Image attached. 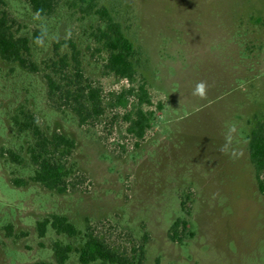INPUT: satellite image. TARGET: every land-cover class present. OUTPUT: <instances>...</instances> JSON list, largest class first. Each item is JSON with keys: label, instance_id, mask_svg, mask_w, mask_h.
<instances>
[{"label": "rangeland", "instance_id": "1", "mask_svg": "<svg viewBox=\"0 0 264 264\" xmlns=\"http://www.w3.org/2000/svg\"><path fill=\"white\" fill-rule=\"evenodd\" d=\"M4 2L40 70L0 60V149L19 152L26 164L16 176L27 182L13 186L0 158V264H55V241L74 250L65 264H80L76 251L88 227L122 251L141 246L143 264H264V196L247 148L264 121V0H95L137 52L133 84L102 70L104 55L89 39L97 25L92 15L62 1L38 17L25 0ZM68 40L80 51L85 77L102 91L105 114L94 127H80L47 101L45 64L55 58V44ZM201 80L209 86L205 100L191 94ZM140 81L153 105L144 110L153 115L138 141L126 133L132 100L126 109L111 108L110 96ZM19 107L37 117L48 138L75 141L72 162L84 178L76 191L59 195L29 181L30 139L9 120ZM52 215L66 217L78 235L48 228L38 238L36 222ZM176 219L187 223L180 244L168 239Z\"/></svg>", "mask_w": 264, "mask_h": 264}, {"label": "trees", "instance_id": "2", "mask_svg": "<svg viewBox=\"0 0 264 264\" xmlns=\"http://www.w3.org/2000/svg\"><path fill=\"white\" fill-rule=\"evenodd\" d=\"M25 1L31 12L38 17L52 15L62 1L71 9L77 8L83 14L95 17L97 25L89 39L96 46L95 50L104 55L102 70L105 74L125 80L128 84L136 81L137 52L120 22L107 8L96 6L95 0ZM13 24L14 20L9 16L4 0H0V60L6 64L17 65L27 73H38L40 69L30 57V40L24 36H16ZM62 46L68 49L67 53H58ZM54 51L55 58L45 64L42 73L50 107L59 112L72 113L80 127L96 126L105 114L104 99L101 89L85 77L81 68V54L75 42L68 40L55 44ZM110 97L111 108L126 109L132 100L133 105L124 116L128 124L126 133L138 141L142 140L150 128L153 115L152 111L144 110L145 107L153 106L146 84L140 81L135 87L124 88ZM156 109L161 110V106H156ZM9 120L17 135H25L30 139L24 150L27 162L33 169L29 181L59 195L76 191L84 178L79 175L72 162L76 149L75 141L61 134H54L48 138L41 130L37 117L25 107H19ZM247 148L249 161L255 172L257 190L264 196V121L257 122L250 132ZM0 158L4 160L12 185L26 186L27 182L16 176L18 167L23 168L26 164L19 152L1 148ZM186 226L185 220L176 219L168 230V239L173 243H182ZM48 228L57 236L74 238L78 235L75 226L64 216L52 215L37 221L35 224L37 237L44 238ZM52 251L55 264H65L74 250L70 245L55 241ZM76 252L80 264H133L136 258L138 264H143L141 246L137 249L132 248L130 252L122 251L112 247L90 227L83 235L81 248Z\"/></svg>", "mask_w": 264, "mask_h": 264}, {"label": "clouds", "instance_id": "3", "mask_svg": "<svg viewBox=\"0 0 264 264\" xmlns=\"http://www.w3.org/2000/svg\"><path fill=\"white\" fill-rule=\"evenodd\" d=\"M208 89H209V86L207 84L206 81H199L195 84L194 88L192 89V95L194 97H198L199 99L201 100H205L207 99V95H208ZM235 132V129L234 128H231V129H228L226 132H225V141H226V145L229 144L232 140V133ZM226 148V146H225ZM225 148H222L221 151H225ZM233 156L236 155L235 152L232 153Z\"/></svg>", "mask_w": 264, "mask_h": 264}]
</instances>
